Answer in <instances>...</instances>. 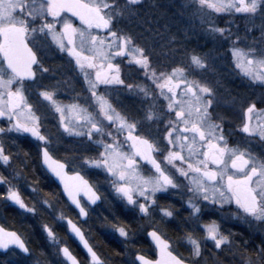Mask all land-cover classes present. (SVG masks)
Masks as SVG:
<instances>
[{"label":"snow or ice","instance_id":"6c2138e0","mask_svg":"<svg viewBox=\"0 0 264 264\" xmlns=\"http://www.w3.org/2000/svg\"><path fill=\"white\" fill-rule=\"evenodd\" d=\"M9 2L17 14L6 20L12 30L0 32V120L6 121L0 126V167L10 175L0 171V200L26 213L37 212L36 204H26L14 182L22 178V165L14 164V157L22 154L27 158L29 153L23 149L14 153L4 146L9 134L30 136L39 142L41 164L86 221L89 206L96 205L103 195L78 165L69 174V160L53 158L50 147L66 134L79 138L80 151L75 158L106 173L115 197L135 213L136 219L151 222L159 214L160 223L182 220L185 236L181 239L191 245L187 258L176 252L155 226L146 235L158 258L129 251L127 241L134 240L135 227L130 222L113 223L125 243L123 251L117 253L123 257L121 264L125 258L129 264H208L210 258L225 253L232 257L230 264H264V154H254L250 146L254 140L264 145V0H183L178 5L179 14L189 20L190 32L185 33V39L199 33L211 41L217 58L252 90L250 95L230 92L227 101L218 91L219 81L208 78L215 67L209 53L173 37L172 46L161 57L155 47L141 43L142 37L122 26L123 20L137 15L143 0ZM238 20L243 21V37ZM221 21L226 26L221 27ZM37 45H41V54ZM49 54L66 58L69 74L83 75L90 93L85 98L87 106L63 105L56 98L61 81L45 62ZM121 58L127 59L128 66L135 65L134 78L122 76ZM45 77L55 82L42 84ZM25 81L45 89L38 94L59 115L56 133L41 131L46 116L29 102ZM120 90L136 97L138 107L118 111L110 97ZM234 134H243L247 141L243 150L239 145L229 146V137ZM141 162L151 171L146 173ZM176 190L180 208L160 203L166 200L165 194L172 196ZM31 191L38 193L39 188ZM209 206L219 213V222L204 224L202 235L196 238ZM181 208L185 209L182 217L178 215ZM224 219L247 223L260 234L259 243L251 236L237 239L243 233H225L221 227ZM67 227L86 250L84 264H106V258L94 250L77 224L69 219ZM42 231L47 241L57 245L55 254L64 264H80L68 246L59 247L55 229L45 224ZM0 251L10 253L11 264H32L36 258L21 233L2 226ZM213 264L223 262L213 259Z\"/></svg>","mask_w":264,"mask_h":264},{"label":"flooded vegetation","instance_id":"af4514ba","mask_svg":"<svg viewBox=\"0 0 264 264\" xmlns=\"http://www.w3.org/2000/svg\"><path fill=\"white\" fill-rule=\"evenodd\" d=\"M182 0H175L172 4H174V8L169 6V8L165 9L161 7V0H143L142 6L138 9V13L135 16H131L122 21V26L130 31L131 33L142 37L141 43H148L149 45L156 48V50L160 53L161 57L167 54L169 47H171L172 38L175 37L177 41H184L188 43L189 47H199L202 48L204 52L209 53L210 57L215 60L214 70L209 71L208 78L218 80V91L225 101L230 99L229 93H244V94H252V90L247 86V82L241 79L240 75H237L230 68L226 67L225 62L219 60L217 58V53L213 50V44L211 41L207 40V38L202 37L199 33L192 34L190 39H185V33L190 32L189 28V20L187 16H181L178 11V5ZM163 6V5H162ZM162 11V17H161ZM16 9L11 6L9 0H0V19L5 20V23L0 24V32L2 31H10L12 30V25L6 22L7 17L10 15H15ZM73 22L77 25L78 21L73 18ZM236 25L240 27V35L243 37L245 35L243 31V21H236ZM220 26H226L223 21L220 22ZM233 31L236 30V26H233ZM256 36H259V32L256 33ZM248 41H246L247 43ZM43 44V41H41ZM243 47V45H241ZM36 50L38 54L42 53L41 45L36 46ZM47 65L53 69L56 73V80H60L61 83L59 85V90L56 92V98L62 102L63 105H69L73 103L85 104V98L90 95L87 92V85L84 83L83 75L77 74H69L66 70V58H61L59 55L53 56L49 54L47 59L45 60ZM211 62V61H210ZM121 66H122V76L126 79H132L135 77V65L128 66L127 59L121 58ZM237 72L239 70H236ZM46 80H43L42 84H47L49 81L48 77H45ZM26 86V96L28 97L29 102L33 103L35 106L39 107L41 113H44L46 118L42 121L41 131L46 134H54L57 132L58 124H59V115L51 110L48 102L42 101L39 97V90H45L42 88H38L33 85L31 81H25ZM52 90V89H47ZM103 90V89H101ZM256 95L260 94V89H255ZM110 100L113 103V106L117 108L118 111H132L136 107H138L137 98L134 96H130L124 90H120L118 92L114 91L110 97ZM91 110V109H90ZM239 113H237V116ZM69 120H71V114H69ZM62 132V129H60ZM121 140L123 137L120 138ZM79 138L77 137H69L66 134L58 141V143L54 146L50 147V152L53 155V158L59 160L60 162L68 161V167H66V171L69 174H72L73 168L75 165H78L82 171V174L85 175L86 179L90 181V183L96 185L98 190L103 195L101 201L93 207H89V216L86 221H89L90 217H97L98 221L102 223L105 222L109 224V226H113V223L116 224H125L126 222H130L136 229V236L133 240V248L137 251V253L145 254L150 259H155L156 251L148 240L147 235L142 233V235H138V230H140V226L138 225L139 218L136 219V215L134 212L130 211L122 201L118 200L115 197L114 192L111 190L110 184L106 182L107 174L102 172L99 169L89 168L86 165H83L79 162V160L75 157L79 155V145L77 141ZM15 141V143H13ZM4 144L6 149L11 152H17L19 149L24 146V149L28 151L29 155L34 160V166L36 168V174L41 172L40 178L37 176H33L31 179L20 178L17 181L20 187V192L23 194L24 198H28L30 206L34 203L38 209L40 204L44 206H53V202H60L62 205L61 212L65 218H70L75 224H77L81 228V224H84L86 221H81L79 219L78 213L72 209L69 204L66 202L63 197L59 186L54 182V180L44 171L41 166L40 156H39V144L38 141L34 140L30 136L17 137L16 135H9L4 139ZM23 144V145H22ZM247 141L244 139L243 134H234L229 137V146L236 147L240 146L241 149L246 146ZM251 149L254 154H264V145L260 142L254 140L251 143ZM125 150H127V146L125 145ZM21 155H17L14 157V164H22L25 168L30 165L29 162L24 161ZM143 165V162H141ZM33 165V164H32ZM144 171L147 173L151 171L150 166L143 165ZM2 170L4 168L2 167ZM7 170V169H6ZM79 170V169H77ZM6 175H10L7 171L4 172ZM26 188L30 191L27 193ZM32 187L39 188L38 193H34L31 191ZM3 188L0 187V191ZM52 193H56V196H53ZM159 195V194H158ZM166 200H161V204L172 203L176 208H180L181 198L179 194V190H176V194L172 196H168L165 194L164 197ZM30 200V201H29ZM47 200L48 203L45 204L44 201ZM83 203H85L82 200ZM87 204V203H85ZM58 209H60L58 207ZM46 211H49L46 210ZM185 209L181 208V212L178 214L182 217ZM186 215V213H185ZM16 216L18 218H22V213L17 210V206L9 205V202L0 200V226L4 227L7 230L15 231L7 227V223L11 221V217ZM112 218V219H110ZM219 213L214 212L212 207L206 210L204 220L201 224V230L204 224L210 225L213 220H217L219 222ZM222 230L227 233L229 230H232L236 233H243V236H237V239L247 238L251 236L255 242L258 244L261 238L259 233L253 232L247 223L239 221L237 219H224L221 224ZM82 230V228H81ZM148 230H151L149 228ZM161 234L163 237L167 238L174 248V250L180 254H182L185 258L189 256V249L191 247L188 244L186 239H181L185 236V228L183 226L182 220L177 219L174 224L161 223ZM201 232V231H200ZM196 238H199L198 232L196 233ZM115 245L121 248V243L116 239H110ZM75 243V242H74ZM131 243V244H132ZM122 249V248H121ZM135 251V252H136ZM9 254V253H8ZM6 253L0 252V259L4 258ZM123 258V257H120ZM211 259H209L208 263ZM232 261V257L230 254L225 253L222 257L223 264H230ZM2 264V262H0Z\"/></svg>","mask_w":264,"mask_h":264},{"label":"rangeland","instance_id":"374dc122","mask_svg":"<svg viewBox=\"0 0 264 264\" xmlns=\"http://www.w3.org/2000/svg\"><path fill=\"white\" fill-rule=\"evenodd\" d=\"M178 1H180V0H178ZM173 2H175V0H161V7L162 8L165 7V9L166 8L168 9L169 6L171 5L174 8V6H173L174 4H172ZM181 2H183V0ZM161 17H162V11H161ZM4 125H6V121L0 120V126H4ZM9 135H15V134H9ZM4 146H5V144H4ZM5 148H6V146H5ZM0 171L5 172L7 170L6 169L2 170V167H0ZM0 187L3 188V186H0ZM25 189H26L27 193H30L28 188L25 187ZM19 190H20V187H19ZM23 194H25V193L21 192L22 199L25 201L26 204H28L30 206L29 202H27L28 198L26 197V199H25ZM9 205H12V204L9 203ZM58 207L60 209H58ZM48 209H49V211H46ZM17 210L20 213H22V216H23V218H25L26 221H28L29 223L30 222L34 223V224H36V226H38L39 234L42 236V239L44 241V242L42 241L43 243L41 245L42 252L35 254L36 258L32 262V264H64L62 258L55 254L56 250H57V245H54V244L50 243L49 241H47L46 234H44L42 231V225H45V224H47L50 227H52L53 229H55L56 241H57V244L59 245V247L63 244V242L67 241L69 234H68L67 229L64 225L65 216L61 213V212H63L61 203L58 202V204H56V202H53V206H51V205L50 206H44L43 204H40V206H38L37 212L35 214L26 213L23 210L19 209L18 206H17ZM61 216L64 217L63 220L60 219ZM96 218L92 216L89 218V221H86L84 224H81V228H82L86 238L91 243V245L96 246L97 248L99 246V248H100L101 238H106L107 240L114 238V239L118 240V242L121 243L122 249L121 248L120 249H121V251H123V249L125 247V243L122 242V238L119 237L118 233H116L114 231L113 226H109V224H107L105 222L102 223L101 221H98V219H96ZM110 219H112V218H110ZM138 223H139L138 225L140 226L141 229L138 230L139 233L137 236H139V235L141 236L142 233L145 235V233L148 231V229L152 228L153 226H155L156 228H158L161 231V223L159 222V214L156 217H154L151 222L147 218H145V219H139ZM60 228L62 229V232H60V234H59ZM202 233H203V228H202L201 232L198 231V236L200 237V235H202ZM132 242H133V240L127 241V244L129 246V251L135 252L136 250L133 248ZM222 257L223 256H220L218 258H212V260H210L211 263H208V264H213V259H219L220 261H222ZM106 258L108 259L106 261L107 262L106 264H112L113 263L111 261L110 257H106ZM122 259L123 258L117 257L116 262L121 263ZM12 260H13V257L9 253L4 258L0 259V262H2V264H11ZM123 263L129 264L128 259L125 258Z\"/></svg>","mask_w":264,"mask_h":264},{"label":"trees","instance_id":"16d2710c","mask_svg":"<svg viewBox=\"0 0 264 264\" xmlns=\"http://www.w3.org/2000/svg\"><path fill=\"white\" fill-rule=\"evenodd\" d=\"M21 149L26 151L24 149V146H22ZM21 157L23 159L21 162H24L27 160L30 165L26 166L25 168L20 166L19 170L22 172V176L24 178L31 179L36 174V170H37L36 168L38 167V165L34 166V160L32 159V157L30 155L27 158H25L21 154ZM20 165H22V164L20 163ZM41 174L42 173L39 172V174H36L35 176L40 178ZM56 204H58V202H56ZM10 219H11V221L7 223L8 224L7 227L17 231L18 233H21L25 237V239L28 241L29 247H31L34 250L35 254L41 253L42 252L41 245L44 241L42 239V236L39 234L38 226H36V224H34V223H31V222L29 223L28 221L25 220V218L22 219L20 217L17 219L16 216H13ZM59 230H60L59 231V234H60V232H62V229L60 228ZM62 245L68 246L69 249L71 250V252L77 257L80 264H84L87 257L82 252V250L78 247V245L76 243H74V241L70 238V236L68 237L66 242H63ZM100 245H101L100 248H99V246H98V248L96 246H93V245H91V246H93L94 250H98L100 253H102L105 258L110 257L111 261L113 262L112 264H121L119 262H116V258L121 257V256L117 255L118 252H121V249L119 248V246L115 245L113 242H111L110 240H107L106 238H101ZM107 260L108 259L106 258V261Z\"/></svg>","mask_w":264,"mask_h":264},{"label":"water","instance_id":"95a60500","mask_svg":"<svg viewBox=\"0 0 264 264\" xmlns=\"http://www.w3.org/2000/svg\"><path fill=\"white\" fill-rule=\"evenodd\" d=\"M41 166L43 167V169H44V171L54 180V182L59 186V188H60V190H61V193H62V195H63V197L65 198V200H66V202L69 204V206L72 208V209H74L77 213H78V210H76L75 208H74V206L73 205H71V203H70V201H68V199H67V196L63 193V188H62V186L61 185H59V182L58 181H55V179L51 176V174L50 173H48V171H47V169L41 164ZM81 199L85 202V203H88L87 202V200L85 199V198H83V197H81ZM100 202V201H99ZM98 202V203H99ZM97 203V204H98ZM93 206H95V205H90L89 207H93ZM79 219L81 220V221H85V218H81V217H79ZM67 220H69V218H66L65 219V225H66V227H67ZM74 223V222H73ZM67 230H68V232L70 233V235H71V237H72V239L78 244V246L81 248V250L85 253V255L87 256V253H86V250H84L83 248H82V245H80V243H79V241H78V238H75L74 237V234L73 233H71L70 232V230H69V228L67 227ZM82 231V230H81ZM83 232V231H82ZM84 234V233H83ZM86 238V237H85ZM148 238V237H147ZM148 240L151 242V244L153 245V247H154V249H155V246H154V244L152 243V241L150 240V238H148ZM63 247V246H62ZM1 253H4L3 251H0ZM156 258H158L157 257V254L155 255V259Z\"/></svg>","mask_w":264,"mask_h":264}]
</instances>
